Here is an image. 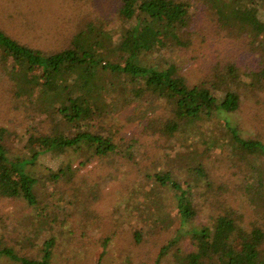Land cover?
I'll return each mask as SVG.
<instances>
[{"label": "trees", "instance_id": "1", "mask_svg": "<svg viewBox=\"0 0 264 264\" xmlns=\"http://www.w3.org/2000/svg\"><path fill=\"white\" fill-rule=\"evenodd\" d=\"M110 1L106 7H111L117 19L113 20V15L93 18L68 45L54 50L34 47L0 27V63L9 64V80L13 81L9 82V90L20 98L25 113L35 112L41 118L38 126L24 129L26 138L19 151L6 138L9 129L0 126V197L37 206L46 182L59 184L67 180L76 167V157L81 158L80 167L115 153L134 159L132 148L137 140L124 144L117 114L135 102L147 106L155 101H162L164 108L159 124L154 126L162 136L168 137L206 117L222 120L234 153L245 161L243 172L253 177L254 185L240 190L250 192L252 187L262 185L264 136L258 132L243 137L239 125L225 112H236L242 105L241 89L246 85L243 73L250 77L252 86L264 90V20L240 3L259 9L264 8V0H204L226 39L243 46V54L255 55L258 66L246 70L238 56L218 55L211 60L206 74L194 83L171 53L191 44L189 36L183 38L182 33L189 32L194 12L202 7L196 6L197 0ZM112 22L116 25L111 27ZM241 40L246 46L238 43ZM47 154L63 156L57 171L41 168L40 158ZM200 165L196 163L190 170L193 180L170 170L143 173L158 188L157 193L167 187L174 191L171 205L158 203L157 208L167 210L164 218L168 227L175 221L171 214L179 220L154 264H162L165 259L180 264H264V226H246L233 207L212 216L207 224L183 229L184 223L196 219L201 209L192 198L193 189L207 176ZM141 236L135 231L136 243L143 242ZM186 236L190 243L176 244ZM104 239L107 242L109 236ZM54 241V237L45 239L40 258L20 255L9 245L0 246V257L19 264H52ZM104 253L100 252L99 261Z\"/></svg>", "mask_w": 264, "mask_h": 264}, {"label": "rangeland", "instance_id": "2", "mask_svg": "<svg viewBox=\"0 0 264 264\" xmlns=\"http://www.w3.org/2000/svg\"><path fill=\"white\" fill-rule=\"evenodd\" d=\"M111 2L0 0V27L34 47L54 50L68 45L89 20L101 15L112 16L111 7H106ZM240 3L264 20V8ZM199 4L202 7L195 9L189 32L182 33L183 38L191 39L190 46L171 53L189 81L201 79L218 55L238 56L246 70L257 67L255 55L243 54V46L226 39L205 1L197 0L196 6ZM112 17L117 19L116 14ZM115 25L116 22L110 23L111 27ZM240 42L246 46L245 41ZM0 64L4 68L2 71L0 66V126L9 129L6 138L19 151L26 138V127L38 126L41 118L35 112L25 113L20 98L9 90V82H13L9 80V64L5 61ZM242 79L246 83L241 89L242 105L236 112H225L226 116L239 125L243 137L258 132L264 136V90L252 86L250 77L244 73ZM163 114L162 101L147 106L135 102L118 112L116 122L125 138L124 144L137 140L132 148L134 159L115 153L80 167L81 158L76 157V167L67 180L59 184L46 182L37 206L0 197V246L9 245L20 255L40 258L45 239L54 237L50 251L52 264H98L103 250L99 264H154L161 246L174 235L175 222L178 225L179 220L171 214L175 221L168 227L164 218L167 210L157 208L158 203L171 205L174 191L167 187L157 193L158 188L143 173L170 170L185 180H193L190 170L193 171L196 163H201L207 172L201 185L192 191V198L201 209L196 219L184 223L183 229L207 224L212 216L229 207L243 217L246 226H264V183L252 187L250 192L240 190L245 185H254L253 177L250 172H243L245 161L234 153L223 121L206 117L186 124L167 137L154 129ZM257 139L263 140L259 136ZM40 161L42 169L57 171L63 156L47 154ZM135 231L141 233L143 242L136 243ZM107 236L109 240L105 242ZM189 241L186 236L176 244ZM169 263L180 264L162 260V264ZM0 264L19 263L0 257Z\"/></svg>", "mask_w": 264, "mask_h": 264}]
</instances>
